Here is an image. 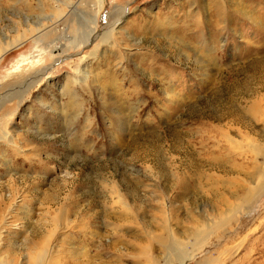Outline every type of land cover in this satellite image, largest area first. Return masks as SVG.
Returning <instances> with one entry per match:
<instances>
[{"label":"rangeland","instance_id":"rangeland-1","mask_svg":"<svg viewBox=\"0 0 264 264\" xmlns=\"http://www.w3.org/2000/svg\"><path fill=\"white\" fill-rule=\"evenodd\" d=\"M198 1L0 0V42L26 32L0 61V264H264V189L245 197L264 172V0L191 56L175 40L200 28L194 9L215 20ZM119 26L107 48L97 33Z\"/></svg>","mask_w":264,"mask_h":264},{"label":"bare ground","instance_id":"bare-ground-1","mask_svg":"<svg viewBox=\"0 0 264 264\" xmlns=\"http://www.w3.org/2000/svg\"><path fill=\"white\" fill-rule=\"evenodd\" d=\"M245 1V2H244ZM258 1V0H257ZM207 2V1H206ZM247 2L248 3H246V0H211V5H212V7H213V11H212V16L214 17V22H212V24H209V18L207 17V14L206 15H201V14H198V12L196 13L195 11H197L196 10V8L194 9V16H192V17H194V22H196V23H198V24H200V28H197V29H193V31L195 32H193L191 29H190V31L189 32H186V33H184V36H186V39H188L189 41L188 42H186V43H184V41H180V39L179 38H176V40L175 39H173V36H170V38H172L173 40H175V42L179 45V43L181 44L180 46H182V47H180L179 48V53L181 52V50L183 49V51H184V49L185 50H188L189 51V53L188 54H190L191 55V53H193V52H196V49L191 45L192 43H194L193 42V39H199V37H204L203 35H205V34H203L202 33V30L203 31H209V25H212L213 27L214 26H218L219 25V22H225V23H227V21L230 19V18H235V16H237V17H239V16H243V17H245L246 19H250V21L254 24V25H256V21L255 20H257V19H254L252 16H251V14H250V12L252 11V9H250L251 7H249V3H250V5L252 4L253 5V2H255V0H247ZM62 3V2H61ZM64 3V2H63ZM205 3V2H204ZM245 3V4H244ZM193 4V3H192ZM194 4H195V2H194ZM197 4H198V7L200 8V9H203L204 8V5H203V3H202V0H199L198 2H197ZM93 5V4H92ZM98 7V6H97ZM195 7V6H194ZM206 7V11L207 12H209V5L208 6H205ZM192 9V10H193ZM211 10V9H210ZM191 11V10H190ZM202 11V10H201ZM186 12V11H185ZM95 13V12H94ZM97 13V12H96ZM203 13V12H202ZM82 16V18H81V22H80V24L82 25V26H85V27H88L89 28V30H86L85 29V31L82 33V36L80 35V37L79 38H84L83 40L84 41H88V40H90V39H92L93 38V36H96L95 34H96V32H95V30H96V23H97V17H96V15L95 14H89V13H87V12H83V14H81ZM191 15V14H190ZM186 17V16H185ZM206 20V21H205ZM169 21H170V19H169ZM178 21V20H177ZM176 21V22H177ZM231 21V20H230ZM235 21V20H234ZM171 22V21H170ZM211 22V21H210ZM159 23V22H158ZM172 23V22H171ZM237 23V22H236ZM258 23H259V21H258ZM37 26H36V31H37V33H38V35H39V33L41 34V32L44 30V29H42L43 27V23L41 22H38V23H35ZM169 25H171L170 23H167L166 21L165 22H160V24L158 25V27H157V29H160V30H164L163 32H168L167 31V29H168V26ZM202 25V26H201ZM223 25V24H222ZM221 25V26H222ZM45 26V25H44ZM81 26V27H82ZM189 26V25H188ZM199 26V25H198ZM80 27V26H79ZM141 27V26H140ZM223 27V26H222ZM118 28H120V26L119 27H117L116 29L114 28L113 29V31L111 32V33H101V32H98L97 33V37H100L101 38V40H102V42L107 46V48H110V46H114V44H115V47L117 46V47H119L118 45H119V43H116V41H114L113 40V35H114V33H115V31L117 32V29ZM146 28V27H145ZM30 29V28H29ZM121 29V28H120ZM214 29H218V27L216 28V27H214ZM30 30H32V29H30ZM219 30V29H218ZM29 31V30H28ZM157 31V30H156ZM30 32V31H29ZM79 32V31H78ZM35 33V32H34ZM156 33V32H155ZM161 33V32H160ZM31 34V33H30ZM38 35L37 36H35V38H38ZM147 35V34H146ZM190 35V36H189ZM209 35V34H208ZM28 36V35H27ZM40 36V35H39ZM178 37V36H177ZM183 37V36H182ZM169 38V39H170ZM25 39H26V32H23L22 33V37L21 38H12V39H10L6 44H5V42H4V44H3V42H0V43H2V45L0 46V61L2 60V57H4V55L11 49V48H14V47H17V46H19V45H21V44H23V42L25 41ZM167 39V38H166ZM118 41V40H117ZM167 41V40H166ZM175 42H173V41H170V47L171 48H174V47H177L176 45H175ZM121 44H122V42H121ZM202 45H203V43H201ZM104 45V46H105ZM123 45V44H122ZM125 46V45H124ZM168 46V47H169ZM120 47H122V46H120ZM196 47V46H195ZM106 48V47H105ZM168 49V48H167ZM209 50V49H208ZM120 52V51H119ZM118 52V56H116L117 58L118 57H120V54L121 53H119ZM132 52V53H131ZM176 52V51H175ZM209 51H205L204 52V54L203 55H201V54H199L198 56H199V62L201 63V67H203L204 65H206V58H208L209 57V53H208ZM105 53V52H104ZM103 53V54H104ZM124 53H129V54H133V56H139L138 54H140L139 53V51H138V49H136L135 51H133V50H128V52H124ZM177 53V52H176ZM182 53V52H181ZM92 55L94 56L95 54H94V52L92 53ZM176 55V54H175ZM181 54H179V56H180ZM184 55V54H183ZM130 56V55H129ZM188 57H189V55H187ZM192 56V55H191ZM207 56V57H206ZM131 57V56H130ZM195 57H197V56H195ZM175 58V57H174ZM189 59V58H188ZM187 59V60H188ZM264 60V59H263ZM209 61V60H208ZM121 62V61H120ZM197 62V61H196ZM198 62V63H199ZM260 63V62H259ZM121 64H122V62L120 63V66H121ZM125 64V63H124ZM191 64H192V62H191ZM195 64V63H194ZM208 64V63H207ZM115 66V65H114ZM168 66H169V64H168ZM190 66V65H189ZM197 66H198V64H197ZM200 66V65H199ZM118 67V66H117ZM162 67V66H161ZM125 67L123 66V69H124ZM141 68V67H140ZM162 69V68H161ZM192 69V68H191ZM203 69V68H202ZM117 70V69H116ZM127 70H129V69H126V71ZM140 71V70H139ZM147 71V70H146ZM169 69L167 68V67H165V68H163V70L161 71V73H163V74H165V75H169ZM263 71V70H262ZM153 72H154V70H153ZM79 73H80V75L81 76H83V79H87V76H88V74H87V72H86V69H84V71L82 70V71H79ZM172 74V73H171ZM111 75V74H110ZM205 75V74H204ZM112 76V75H111ZM130 76V75H129ZM177 77V76H176ZM175 77V78H176ZM113 78L114 77H112V80H113ZM115 78H116V76H115ZM129 78V77H128ZM158 78V77H157ZM152 79V78H151ZM150 79V80H151ZM171 79V78H170ZM35 81V80H34ZM36 81H37V79H36ZM115 81V80H114ZM118 81V80H117ZM121 81V80H120ZM162 81V83L164 82V84H166V86H169L173 81L172 80H166V77L165 76H163V79L161 80ZM33 83V82H32ZM115 83V82H114ZM134 84V83H133ZM167 84H169V85H167ZM172 85V84H171ZM163 87H165V86H163ZM21 88V87H20ZM170 87H167V90L169 89ZM27 89V87L24 89V90H26ZM166 89V88H165ZM120 90V89H119ZM23 91V90H22ZM21 91V92H22ZM174 91V90H173ZM12 94V93H11ZM15 94V93H14ZM17 94H20V92H19V90H18V92H16V94L15 95H17ZM175 94V93H174ZM177 95V94H176ZM175 97V96H174ZM179 97V96H178ZM174 100V99H173ZM127 102V101H126ZM175 103V102H174ZM120 104V103H119ZM257 104V105H256ZM258 106V107H257ZM126 107V106H125ZM261 107H263V104L261 105ZM261 107H260V109H261ZM119 108V107H118ZM252 108H255L256 110H258V111H260V109H259V104H258V102H253V104H252ZM122 114H123V112H121ZM241 113H243V115L244 116H246L247 117V114H246V112L243 110V111H241ZM125 114V113H124ZM242 115V116H243ZM241 116V115H240ZM239 117V116H238ZM244 118V117H243ZM231 120V119H230ZM236 120V119H235ZM243 120V119H242ZM239 122H240V120H239ZM227 123V122H226ZM234 123V121L231 123V124H233ZM248 123V122H247ZM249 124V123H248ZM126 125H128V124H126ZM125 125V126H126ZM213 125V124H212ZM211 125V126H212ZM230 125V124H229ZM236 125V124H235ZM124 126V127H125ZM219 126V125H218ZM231 126V125H230ZM221 127V126H220ZM224 127L225 128H229V126H225L224 125ZM223 127V128H224ZM235 127V126H234ZM244 127V126H243ZM213 128L215 129V127L213 126ZM238 128H239V126H238ZM212 129V128H211ZM231 129V128H230ZM235 129V128H234ZM233 130V129H232ZM236 130V129H235ZM239 130H240V128H239ZM218 131V130H217ZM229 131V130H228ZM222 132V131H221ZM237 133V132H236ZM7 134V133H6ZM6 134H4V135H6ZM227 134V133H226ZM218 135V134H217ZM239 135V134H238ZM8 137V136H7ZM217 137V136H216ZM227 138V140H234V139H232L230 136H228V134L225 136L224 135V137L223 138ZM211 138V137H210ZM242 138H243V136H242ZM235 142V140L233 141V143ZM215 145V144H214ZM217 145V144H216ZM236 145V147H237V144H235ZM235 147V146H234ZM215 148V147H214ZM218 148V147H217ZM224 149V148H223ZM221 150H222V147H221ZM220 155V154H219ZM200 158V157H199ZM215 158H216V156H215ZM215 158H213V159H215ZM197 159V158H196ZM211 159H212V157H211ZM201 160V159H200ZM216 160H218V159H216ZM198 161H199V159H198ZM207 161V160H206ZM209 161V160H208ZM211 161V160H210ZM213 161V160H212ZM215 161V160H214ZM222 161V160H221ZM227 162V161H226ZM204 163H205V161H204ZM210 163V162H209ZM225 162L223 161V162H219V160L218 161H216V164H218V165H220L219 167L221 168L222 167V164H224ZM213 164V163H212ZM198 165V164H197ZM207 166V165H206ZM216 166V165H215ZM224 166V165H223ZM230 166V165H229ZM225 167H227V166H225ZM205 168V167H204ZM210 168V167H209ZM216 168V167H215ZM229 170H230V172H232V171H238V173L240 172V170H238V169H232V168H230V167H227ZM210 170V169H209ZM222 170V169H221ZM227 170V169H226ZM214 171V170H213ZM224 172V171H223ZM222 172V173H223ZM210 173V172H209ZM217 173V172H216ZM215 173V174H216ZM233 173V172H232ZM214 174V173H213ZM181 175V174H180ZM211 175V174H210ZM209 175V176H210ZM217 175V174H216ZM225 175H226V173H225ZM250 175H251V178H253V179H255V177L258 179V178H261V177H263V181L260 183V184H258L259 186H257L256 187V189L255 190H253V189H251L250 191H248L249 193H248V195H246L245 197H246V199L248 200V201H250V202H253L256 198V195L257 194H260V192L262 191L261 189H264V172H263V170L261 171V169H260V166H258L257 165V163H255V165L253 166V171L252 172H250ZM253 176V177H252ZM182 177V176H181ZM186 177V176H185ZM202 178V177H201ZM217 177H215L214 179L215 180H217L216 179ZM210 179V178H209ZM180 180L181 181H183V182H186V180H187V178L185 179V178H180ZM189 180V179H188ZM261 180V179H260ZM222 181V179L220 178V177H218V181L217 182H221ZM260 182V181H259ZM244 191V190H243ZM243 191L242 192H240L239 191V193H240V197H244V195H243ZM211 192V191H210ZM225 195V194H224ZM236 196H238V195H236ZM239 197V198H240ZM214 198V197H213ZM218 200V199H217ZM229 200V199H228ZM49 201V200H48ZM231 202V201H230ZM233 203V202H232ZM249 203V202H248ZM247 203V204H248ZM223 204V203H222ZM225 204H227L228 205V203H225ZM246 204V203H245ZM65 205H66V203H65ZM224 206V205H223ZM61 207V206H60ZM225 207V206H224ZM11 208V207H10ZM49 208V207H48ZM48 208H47V210L46 211H48ZM13 209V208H12ZM11 209V210H12ZM220 209V208H219ZM227 209V208H226ZM66 208L65 207H61L60 208V211L59 212H57V214L54 216V217H51V219L49 220V221H51L52 223L51 224H54V223H58V221L57 220H60V222L61 221H63V219L65 218V217H67L66 216ZM69 210V209H68ZM225 210V209H224ZM238 210V209H237ZM13 211V210H12ZM222 211V210H221ZM223 212V211H222ZM227 212H228V209H227ZM233 211L231 210V213H232ZM225 213V212H224ZM230 213V214H231ZM229 214V215H230ZM228 216V215H227ZM226 216V217H227ZM228 218V217H227ZM57 221V222H56ZM6 223H7V221H5V223L3 224V225H6ZM57 225V224H56ZM55 225V226H56ZM54 226V227H55ZM4 227V226H3ZM49 227V226H48ZM58 227H59V223H58ZM53 228V227H52ZM53 232L56 230V228H53V229H51ZM53 232H51V235H53ZM50 235V234H49ZM49 235H48V238H47V240H49ZM50 241H47L46 242V244L48 245V246H50ZM173 247H174V245H173ZM171 245H169V257L171 258V257H181L182 256V258H183V255H179V251L177 250V249H172L173 248ZM236 252V251H235ZM47 254H48V252H46ZM179 255V256H178ZM172 259V258H171ZM182 260V259H181ZM184 262V261H183ZM89 264H95V262L93 263V262H90ZM96 264H99V263H96ZM197 264H204V260L202 261V262H200V263H197Z\"/></svg>","mask_w":264,"mask_h":264}]
</instances>
